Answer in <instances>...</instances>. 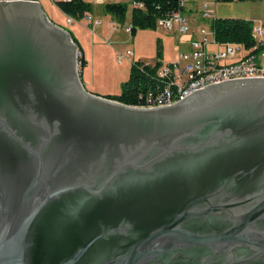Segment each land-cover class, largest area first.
Masks as SVG:
<instances>
[{
  "label": "water",
  "instance_id": "1",
  "mask_svg": "<svg viewBox=\"0 0 264 264\" xmlns=\"http://www.w3.org/2000/svg\"><path fill=\"white\" fill-rule=\"evenodd\" d=\"M76 51L0 2V264H264V79L138 109Z\"/></svg>",
  "mask_w": 264,
  "mask_h": 264
},
{
  "label": "built area",
  "instance_id": "2",
  "mask_svg": "<svg viewBox=\"0 0 264 264\" xmlns=\"http://www.w3.org/2000/svg\"><path fill=\"white\" fill-rule=\"evenodd\" d=\"M19 0H0V2H14ZM52 4L57 2H72L73 0H49ZM84 3H106L107 0H78ZM112 0L110 2H121ZM236 1V0H232ZM178 12L156 21V26L167 33L175 35L179 42V49L176 60L169 64L163 63L157 69L154 79L155 86L147 87L139 92L140 104L133 106L138 109L165 108L180 102L194 92L208 86L248 79H264V69L258 64L259 55L252 54V51L245 50L242 46L226 44L221 46L215 40L213 31L210 28L199 29L196 37H188L190 34V23L185 17L184 11L187 5L186 0H178ZM131 9H142V4L130 3ZM64 15V14H63ZM202 19L213 21L214 16L204 11ZM74 19L64 15V25L69 27ZM100 21H95L94 26H99ZM124 31L131 34L130 23ZM252 36L257 44L262 46L264 41V27L253 26ZM186 39V40H185ZM185 42L183 43V41ZM212 47H218L212 50ZM255 49V48H254ZM253 49V50H254ZM132 51L117 56L118 62L127 58L131 65L135 63ZM81 59L82 54L77 49L76 59ZM228 60H233L228 62ZM140 62V61H138ZM144 65L153 66V62H141Z\"/></svg>",
  "mask_w": 264,
  "mask_h": 264
},
{
  "label": "rangeland",
  "instance_id": "3",
  "mask_svg": "<svg viewBox=\"0 0 264 264\" xmlns=\"http://www.w3.org/2000/svg\"><path fill=\"white\" fill-rule=\"evenodd\" d=\"M36 1L47 18L63 27L80 47L85 64L81 68L80 58L77 59L76 69L82 86L92 95L108 97L120 94L122 85L128 80L131 63L127 58L119 63L117 56L128 50L132 51L131 59L134 61H154L158 51L164 65L176 60L178 39L160 28L128 34L124 31L126 25L114 24L112 18L102 12L101 6L94 5H91L92 12L89 15L67 27L62 13L54 4L49 0ZM122 2L128 4L129 15L132 10L130 0ZM215 9L216 18L242 19L253 22V26H258L255 21L264 22V0L218 2ZM95 21L102 22L101 26H94ZM114 27L115 30L111 31ZM157 42L160 43L159 47ZM259 63L264 69V57Z\"/></svg>",
  "mask_w": 264,
  "mask_h": 264
},
{
  "label": "trees",
  "instance_id": "4",
  "mask_svg": "<svg viewBox=\"0 0 264 264\" xmlns=\"http://www.w3.org/2000/svg\"><path fill=\"white\" fill-rule=\"evenodd\" d=\"M216 2H230L232 0H215ZM243 2L247 0H236ZM132 3L142 4L143 8H133L130 12L129 23L131 25V34L134 35L137 30H156V21L160 18L168 17L171 14L180 11L178 0H131ZM55 6L65 16L80 21L86 15L92 12V6L82 1L73 0L72 2H57ZM102 7V12L110 16L114 23L125 25L128 14V4L124 2H108ZM52 22V21H51ZM53 23V22H52ZM59 26V25H58ZM61 27V26H59ZM211 30L214 33L215 40L221 46L226 44L239 45L245 50L252 51V54L260 55L264 51L263 45L257 44L252 36L253 23L242 19L215 18L211 22ZM63 28V27H61ZM64 29V28H63ZM65 30V29H64ZM72 39V38H71ZM76 48L82 52L77 43L72 39ZM158 47H159V42ZM255 48V49H254ZM254 49V50H253ZM82 54V53H81ZM160 52H157V58L153 61V66L144 65L135 61L130 67L128 80L122 85L121 92L117 96L104 97L117 101L127 106H137L140 104L138 94L147 87L155 86V73L161 66L162 60ZM80 67L85 64L83 57L80 59Z\"/></svg>",
  "mask_w": 264,
  "mask_h": 264
},
{
  "label": "crops",
  "instance_id": "5",
  "mask_svg": "<svg viewBox=\"0 0 264 264\" xmlns=\"http://www.w3.org/2000/svg\"><path fill=\"white\" fill-rule=\"evenodd\" d=\"M30 1H36V0H30ZM110 1L111 0H107L106 3L110 2ZM106 3H103V4L90 3V5L103 6ZM130 3H131V0H130ZM217 3L218 2H216L215 0H187V5H186L185 11H184V15L189 20V23H190V34L187 37L188 39H189V37H196L198 35V33H199V29L202 28V27H205V29H207V28H210L211 29L210 25H211V22L212 21L211 20H208V19H202L201 18V15H202V13L204 11H206L207 13H209L210 15H212V16H214L216 18V16H215V10H216L215 9V6H216ZM208 10H210L211 12H208ZM63 17H64V15H63ZM129 19H130V14L129 15L127 14V21H126V24L125 25L129 24ZM75 22L76 21H74V23ZM255 22H256V24L258 26H260V27L263 26L264 27V22H261L260 20L255 21ZM101 24H102V22H101ZM101 24L99 26H101ZM157 28H159V27L156 26V29ZM113 30H115V27L113 29H111V31H113ZM185 40L183 41V43L185 42ZM177 46H178V49H179V42H178ZM217 48L218 47H212V50H215V49L217 50ZM82 56H83V59H84L85 57H84L83 53H82ZM263 57H264V51L258 57V64H259V66H260L259 61ZM137 61H139V60H137ZM232 61L233 60H228V62H232ZM140 62H144L145 63V62H153V61H140ZM162 63H163V61H162ZM117 95H119V94H117Z\"/></svg>",
  "mask_w": 264,
  "mask_h": 264
}]
</instances>
